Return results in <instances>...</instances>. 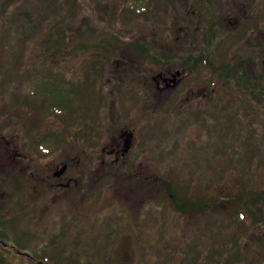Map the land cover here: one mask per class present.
I'll return each instance as SVG.
<instances>
[{
	"label": "rangeland",
	"instance_id": "1",
	"mask_svg": "<svg viewBox=\"0 0 264 264\" xmlns=\"http://www.w3.org/2000/svg\"><path fill=\"white\" fill-rule=\"evenodd\" d=\"M77 1L55 20L48 8L55 0H0V39L22 45L25 38L21 55L0 53V253L12 264H264V222L229 200L240 191L264 193V97L251 93H264V0H205L207 10L199 9L203 0ZM64 21L69 47L51 48L46 38ZM214 23V38L207 37ZM113 36L120 41L99 60ZM141 44L152 54L137 53ZM205 58L212 66L204 67ZM168 72L184 80L173 96L154 81ZM52 78L58 88H85L80 110L70 103L74 122L23 115L26 96L44 112L48 104L31 86L43 90ZM204 84L208 100L200 98ZM10 120L26 123L15 122L12 132L35 152L31 123L41 122L46 178L59 162L76 160L63 180L75 178L69 190L53 180L39 188L36 166L24 169L19 160L28 151H7ZM131 130L129 162H104ZM166 189L206 208L182 211ZM233 236L243 248L237 262ZM18 251L34 259L22 261Z\"/></svg>",
	"mask_w": 264,
	"mask_h": 264
},
{
	"label": "trees",
	"instance_id": "2",
	"mask_svg": "<svg viewBox=\"0 0 264 264\" xmlns=\"http://www.w3.org/2000/svg\"><path fill=\"white\" fill-rule=\"evenodd\" d=\"M50 1L52 2V0H46V3H45L46 6H47V4L48 5L50 4ZM53 2H54V0H53ZM69 2L70 1H66V2L63 3L60 0H55L54 4L52 6L49 5L48 8L50 9V12H52V10H53L52 13H54L55 20L57 18H59V16L67 15V11L70 12L73 8H75L74 7L75 5H79V3H77L78 2L77 0H75V3L71 2L69 4ZM200 2L201 3L199 5L201 7L199 9L204 8L205 10H207L205 8L206 7L205 0L200 1ZM141 4H142V0H140V4L139 5L141 6ZM154 6L157 7V8L158 7L163 8L159 4H155ZM46 9L47 8H45V10ZM128 9H129L128 7L126 8V10L124 9L125 10V12H124L125 14L128 11ZM130 9L131 10L128 11V12L134 13L136 7L133 5L132 7H130ZM132 11H134V12H132ZM73 13H75V12H73ZM41 14L42 13H40L39 15H41ZM46 14H48V13H46ZM144 15H145L144 13H139L138 16H140V18H143ZM152 15L154 17H159L160 18V16H158V15L155 16L154 13ZM108 16H111L110 12L108 13ZM45 19H46V17H45ZM167 20H168V18H167ZM175 22H177V21H175ZM66 23H70V22L69 21L62 22V25L61 24L59 25V29H57V32L56 33L54 32L50 39L47 40V38H46V41L48 42V44L50 45L51 48H57L59 46V48L61 50H66V48L69 47L70 39L68 37V31H69L70 28H69V25L65 26ZM218 25L219 24H215L214 23L209 28V31L207 33V37L213 36V38H214V35H215L216 31H217ZM185 32H186L185 35L188 34L187 29H186ZM106 38L104 39V43L105 44H106ZM108 39L110 40L111 44L107 45V50H101L100 53H99V51L96 53V55H98L97 57H98L99 60L103 58L104 54H106L108 52H111L110 48H114L112 46L113 42L117 43L118 41H120V38L116 37V36H113L112 38L110 37ZM8 41L9 40H1L0 39V51L2 50L0 53L4 55L3 52H6L5 55H4L6 59H7V55L6 54H10L13 57L15 55H21V53H23L22 52V47H23V43H25V38L22 41V45L17 43V42H15V41H14V43H10ZM197 45L201 46V43L197 44V40L196 39H192L191 40V46H194V47L197 48ZM206 46H207L206 48H208V44ZM116 48H117V46L115 47V49ZM47 49L49 50V48H47ZM136 49H138L137 53H140L142 55V57L144 58V56L147 53H151L152 54V52L149 51V50H152L154 48L150 47L149 45H146V44H141V45H137ZM147 50L149 52H147ZM202 50H205V48L202 49ZM143 51L145 52V54H143ZM55 52H56V50H55ZM207 54H209V53L204 52V57ZM43 56H46V53H44L42 55V57ZM143 61L145 62L146 59L145 60L143 59ZM206 62L207 63L204 65V67L212 66V62L208 61V59H206ZM204 63H205V60H204ZM202 68H203V66H202ZM213 69L214 68L211 67V70H213ZM190 71H191V73H193V75H196L197 73L200 72L199 68H198V65H197V67H195V68L193 67L192 69H190ZM214 71L215 70H213V72ZM220 72H222V74H220L221 77L224 78L226 83H228L230 78H231V75H230L229 71L226 70V69H222V71L220 70L219 73ZM100 73H101V71H100ZM61 75H62V73H61ZM53 76L57 77V75H53ZM54 78L51 79V81H52L51 84L43 85V90H41L39 85H38L39 89H38V87L34 88L35 86H31V87H33L32 88V94L40 95L42 97V99L45 101V103L48 104V106L44 107V112H45L44 113V118H46L47 116H51L52 114L60 115V116L64 114L65 119H70V121L74 122L73 121L74 119H72V117H71V112H72L71 111L72 110L71 106H72V104H70V103H71V101L75 100V104L74 105H76L75 107L78 108L77 110H80V108H79L80 107V103H81L80 101H82V104H83L85 96L87 95V93L85 91H83L85 88L84 89L80 88L81 90H77V88L73 89L72 86H66L63 83L61 84V87L59 86V88H58V86L55 83H53V79ZM92 90H93V94H95L94 93V88ZM89 93H90V91H89ZM251 93H252L253 97H264V93H262V92H258L257 93L255 91L254 92L252 91ZM90 94H92V93H90ZM75 95H76V97L78 96L77 99H76V97H74ZM95 95H93V96L95 97ZM78 119H80V118L77 117L75 121H78ZM166 191H168V190L166 189ZM169 191H168L169 197H167L166 194H165L166 196H164V197H167L169 200H173V199L176 200L178 205L176 203L175 204L177 205V207L179 206L181 209H183L182 211H184V210L185 211H190V210H195L197 208L198 209H204V207L206 208L207 204L204 203V201H203L202 204H200V203H192V202H189V201H185V200H183L181 198L175 199V198H178V197H176V195L173 192V190L170 191L171 193ZM229 200L232 201L237 206V208H239V209L242 208L241 210H242L243 213H244V211H247V214H249L251 217H253V219H255L256 222H264V193H254V192L253 193H249V192L247 193L246 191H244V192L240 191V193L237 194V197H233L232 199L229 198ZM240 216H244V214H240ZM238 231L239 232L241 231L240 233H242V230L238 229ZM238 240H239L238 236H233L234 251L235 252L237 251V252H236V254H233V256H231V258L235 262L238 261L237 257L238 256L241 257L242 254H243V248H242V246H239V243H238L239 241ZM8 258H9V256L0 253V264H12V263L9 262ZM231 262L228 261L227 264H230ZM69 264H75V263H69Z\"/></svg>",
	"mask_w": 264,
	"mask_h": 264
},
{
	"label": "flooded vegetation",
	"instance_id": "3",
	"mask_svg": "<svg viewBox=\"0 0 264 264\" xmlns=\"http://www.w3.org/2000/svg\"><path fill=\"white\" fill-rule=\"evenodd\" d=\"M170 71V70H169ZM182 73V72H181ZM169 75H171L170 72L164 74H158L157 76L154 77V81L157 82L159 87H162V91L165 92L166 94L170 93L171 96H173V94H175V92L178 91V87L183 83L184 84V80L183 79H178L175 77L169 78ZM168 76V78L166 77ZM208 85L204 84L203 88H202V95H200V98L208 100L209 98V94H208ZM213 91L215 92L216 90L213 89ZM188 96V95H187ZM28 97V96H26ZM26 97H23V101L25 103H23V105H21L22 109L25 110V113H23V115H30L32 113L35 114V116H37L39 121H42L44 119V112L43 110L40 111L41 107L39 106V101L37 98H30L31 100H28ZM189 97V96H188ZM29 98V97H28ZM36 103H35V102ZM154 104H151L149 108H152ZM150 118L153 117V114L151 112H148ZM22 119V118H21ZM17 121H20V126L23 129L25 124L24 121L22 120H10L8 122L7 128H8V132L7 134L10 132V136H9V140H5V147L7 148V151L12 155V156H17L19 153H17V151L22 150V146L23 149H26L28 152L24 155H22L23 159H19L20 161H23L25 159V165L24 169H27L26 166H28V162L32 163L33 166H36V170H35V174H32V177H36L37 178V183L41 182L42 184L47 182L50 183L51 180H53V187H58V188H66V189H70L71 187V182L75 181V178H71L69 179L66 183H63L64 180V176L68 171H73L74 170V161H76L75 159H70L68 158L66 161H62L59 162L58 164L61 165H57L58 167H56L55 169V173L53 177L48 176L47 178L44 175V169H43V164L40 161H43L44 159V152H43V148H44V136H43V131L42 133L41 130V122L38 121V123L34 124L31 123V127L36 126L37 128V138L36 141L32 140V147H35L37 149L38 152L34 151V148L30 149L29 148V144L27 146L25 140H24V136L22 137L23 143H21L19 146L18 144H16V136L14 135L13 131V124ZM135 138V134L134 132L131 130L130 132L126 133V138H124V142L123 144H121V142H114L112 144V148L107 152V154H110L111 158L108 159H104V162H107L109 165L111 164H117L120 161H123V163H127L129 162L126 157L131 155L132 150L135 148L136 146V142L134 140ZM8 146V147H7ZM37 153V154H35ZM8 155V154H7ZM21 155V154H20ZM29 155L31 156V158L28 160ZM21 157V156H20ZM124 159V160H123ZM82 161V160H81ZM18 163H20L19 161H17ZM81 163V162H80ZM81 165V164H80ZM86 166V165H85ZM32 167V166H31ZM137 167V166H136ZM64 169L63 173L56 176V173H59L61 169ZM73 169V170H72ZM150 183V181H149ZM41 184L39 183L38 187L40 188ZM44 186V185H42ZM150 186V185H149ZM153 186V184H152ZM150 193H152V188L150 187ZM3 244V248L7 249L8 246L4 243L1 242ZM13 256V255H12ZM15 257L20 258L22 261H28V258H31L30 260L34 259V256L29 255V254H23V252H17V255H15Z\"/></svg>",
	"mask_w": 264,
	"mask_h": 264
},
{
	"label": "water",
	"instance_id": "4",
	"mask_svg": "<svg viewBox=\"0 0 264 264\" xmlns=\"http://www.w3.org/2000/svg\"><path fill=\"white\" fill-rule=\"evenodd\" d=\"M63 171H64V169H63V170H61L60 174H62V173H63ZM60 174H59V175H60Z\"/></svg>",
	"mask_w": 264,
	"mask_h": 264
}]
</instances>
